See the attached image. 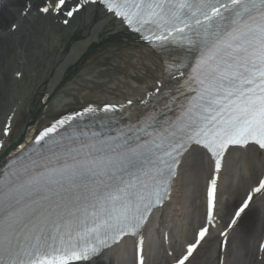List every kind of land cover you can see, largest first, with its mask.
I'll return each mask as SVG.
<instances>
[{
    "label": "snow or ice",
    "instance_id": "snow-or-ice-1",
    "mask_svg": "<svg viewBox=\"0 0 264 264\" xmlns=\"http://www.w3.org/2000/svg\"><path fill=\"white\" fill-rule=\"evenodd\" d=\"M85 2L105 4L134 31L147 26L145 38L172 58L177 95L170 103L178 110L165 105L127 134L81 140L78 148L74 135L57 139L55 125L36 136L32 152L0 175V264H72L100 256L126 235L140 238L183 155L206 149L215 166L207 226L177 260L190 264L220 215L217 180L225 150L250 141L264 149V0ZM82 7L80 0H26L20 16L35 12L67 24ZM3 131L7 136L9 127ZM262 192L264 179L234 210L229 228ZM137 257L144 264L139 248Z\"/></svg>",
    "mask_w": 264,
    "mask_h": 264
},
{
    "label": "bare ground",
    "instance_id": "bare-ground-1",
    "mask_svg": "<svg viewBox=\"0 0 264 264\" xmlns=\"http://www.w3.org/2000/svg\"><path fill=\"white\" fill-rule=\"evenodd\" d=\"M25 2L3 0L0 6V167L12 154L6 152L10 146L32 140L53 125L61 126L59 121L67 125L88 116L109 115L122 124H138L165 105L176 111L178 106L170 103L177 95L176 81L170 75L172 58L141 40L104 6L80 0L81 11L65 24L63 19L35 12L22 18L20 8ZM13 23L18 24L15 30ZM106 106L112 108L105 110ZM5 126L9 127L7 136ZM185 155L187 152L178 168ZM189 156V164L184 165L187 169L179 178L178 172L168 194L156 206L152 221H146L140 237L143 245L132 235L118 242L116 253L123 261L130 253L131 264H139L138 248L145 261L159 238L164 251L169 250L171 230H177L179 244L171 246V255L152 263L173 264L198 230L207 226L205 193L214 162L203 149ZM260 179H264V149L247 144L226 150L217 180L218 206L226 194L225 212L218 226L214 217L211 235L201 242L194 257L203 249L212 264H223V245L230 248L234 237L248 257L247 264H264V192L254 195L236 226L228 227L235 209L229 203L231 196L245 199ZM225 232L226 237L221 235ZM249 240L256 242L252 249ZM113 258L102 253L72 264H113Z\"/></svg>",
    "mask_w": 264,
    "mask_h": 264
},
{
    "label": "rangeland",
    "instance_id": "rangeland-1",
    "mask_svg": "<svg viewBox=\"0 0 264 264\" xmlns=\"http://www.w3.org/2000/svg\"><path fill=\"white\" fill-rule=\"evenodd\" d=\"M192 153V151H189L187 152V156L184 158V162H183V166H180L177 170V174L179 172V176L178 178L180 177L181 173L187 169L186 166H184L186 163L189 164V155ZM236 154H238V152H236ZM204 160H206V156L204 157ZM176 178V176H175ZM191 180V179H190ZM177 183V182H175ZM174 185V183H173ZM195 186V183L194 185ZM198 195V194H197ZM225 199H226V194H223L221 196V204L218 206L219 209H220V215L217 216V226H218V222L219 220H221L223 218V214H224V206H225ZM242 197L240 198L239 195L237 194H233L231 196V202L230 203V206L231 208L233 207H236V205H238L241 201H242ZM197 201V200H196ZM155 209L156 207H154L150 213L151 216L154 215L155 213ZM191 233H189L188 235H190ZM233 234V232H232ZM178 235H179V231L177 230H171V240H170V243H169V250L167 249L166 251H164V248H163V244L161 242V238H159V240L155 241V244H154V248L153 250L147 254L145 256V261H144V264H152L154 262L155 259H160L161 257H165L166 258V255H171V246L174 244L175 242V245L177 246L179 244V238H178ZM231 241L230 242V248H227V250L224 248V245H223V259H222V262L223 264H247L248 263V257H245V255L243 254V250H242V247L239 246L237 240L233 237L232 239H230ZM190 241H193V238L190 239ZM249 248L252 249L254 247V245H256V242L253 240H249ZM262 245H264V243L261 244V249L262 248ZM119 245L118 243H116L115 245H113L112 247L108 248V249H105L103 251V253H105V255H113V264H131V254L129 253V257H127L126 260H122L121 257L118 255L117 252V249H118ZM169 251V253H168ZM262 251V250H260ZM208 255L205 253V250L201 249L199 253L196 254V256L194 257V259L192 261H190V264H212V258H210L209 260L206 259Z\"/></svg>",
    "mask_w": 264,
    "mask_h": 264
},
{
    "label": "water",
    "instance_id": "water-1",
    "mask_svg": "<svg viewBox=\"0 0 264 264\" xmlns=\"http://www.w3.org/2000/svg\"><path fill=\"white\" fill-rule=\"evenodd\" d=\"M16 146V144H14V147Z\"/></svg>",
    "mask_w": 264,
    "mask_h": 264
}]
</instances>
